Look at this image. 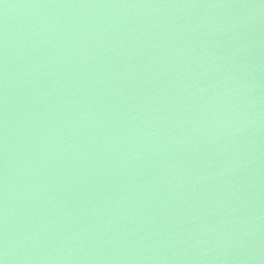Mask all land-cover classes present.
Segmentation results:
<instances>
[{"label":"water","instance_id":"95a60500","mask_svg":"<svg viewBox=\"0 0 264 264\" xmlns=\"http://www.w3.org/2000/svg\"><path fill=\"white\" fill-rule=\"evenodd\" d=\"M0 264H264V0H0Z\"/></svg>","mask_w":264,"mask_h":264}]
</instances>
